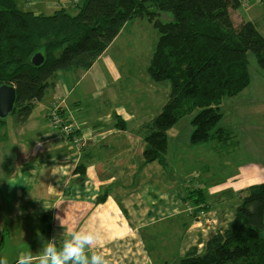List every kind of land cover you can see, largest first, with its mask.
<instances>
[{"label": "trees", "instance_id": "trees-1", "mask_svg": "<svg viewBox=\"0 0 264 264\" xmlns=\"http://www.w3.org/2000/svg\"><path fill=\"white\" fill-rule=\"evenodd\" d=\"M242 1L78 0L74 14L64 7L42 14L18 9L16 0H0V85L16 89L10 114L18 124L25 122L54 86L59 71L90 68L127 22L146 17L158 34L146 72L155 83L168 81L169 90L154 132L144 139L145 162L158 160L167 167L169 130L194 111L190 144L213 143L227 149L238 140L219 125L220 103L248 85L247 52L264 71L261 30L253 20L235 23L231 17ZM260 4L264 22V0ZM165 12L173 19L160 20ZM36 52L44 56L38 66L31 62ZM63 104L61 115L72 121ZM120 122L116 124L122 126ZM239 192L244 194L240 193L234 218L206 240L202 252L190 247L179 264H264V179L256 190L248 186ZM183 200L190 201V215L195 217L208 208L200 186L194 185Z\"/></svg>", "mask_w": 264, "mask_h": 264}, {"label": "crops", "instance_id": "crops-1", "mask_svg": "<svg viewBox=\"0 0 264 264\" xmlns=\"http://www.w3.org/2000/svg\"><path fill=\"white\" fill-rule=\"evenodd\" d=\"M110 45L90 68L82 69L81 78L70 73L73 84H68L62 73L57 74L53 86L57 98L52 102L63 99L65 115L76 124L75 135L85 138L81 146L49 129L47 113L51 101L42 105L38 117H33L35 107L39 106V101L36 102L28 119L20 124L14 141L5 140L7 131L1 135L0 256L6 257L8 264H16L20 251L37 253L46 240L54 236L60 240L63 231L80 228L98 234L93 247L104 253L109 264H153L156 259L148 255L151 245L154 244L155 254L164 245L160 223L166 224L168 237L171 236L170 221L180 226L179 240L188 234L178 253L183 255L192 246L203 251L209 235L230 221L229 217L216 216L217 210L210 212L209 218L208 208L205 216L190 215L187 206L192 208V204L183 200L187 192L179 189L175 178L165 176L167 168L158 160L145 162L144 139L154 132L156 117L136 116V124L127 128L120 113L114 114L117 117L112 122L113 113L105 109L100 112L96 105H85L101 86L118 79L109 57L108 66L103 67L107 77L93 72ZM119 120L122 126L116 124ZM189 135L190 132L188 142ZM203 144L219 151L224 149L219 154L226 157L223 166L232 157L225 147ZM194 148L191 147L192 152L197 150ZM209 161L213 162L206 163ZM253 174V169L246 170L239 165L224 181L232 185L240 179L238 189H241L247 187V176ZM206 185L209 188L202 191L209 207L206 195L213 197V188L221 184L216 181ZM57 216L64 221V229Z\"/></svg>", "mask_w": 264, "mask_h": 264}, {"label": "rangeland", "instance_id": "rangeland-1", "mask_svg": "<svg viewBox=\"0 0 264 264\" xmlns=\"http://www.w3.org/2000/svg\"><path fill=\"white\" fill-rule=\"evenodd\" d=\"M74 3V0H16L18 9L42 14H51L60 7H64L70 14H74L76 12ZM231 14L235 23H238L241 19L253 20L264 36L263 9L260 0H244L240 6L232 9ZM172 19L171 13L165 12L160 15L162 21ZM157 37V30L153 22L146 17L127 22L121 29L119 36L112 42L102 59L93 68V72L97 76L107 77L108 75L104 72L103 67L108 66L106 62L109 57L116 67L115 71L118 74V79L113 80L107 86H101V90L95 91L92 94L93 97L85 101V105L90 107L96 105L97 110L100 112L105 109V112L113 113L112 122L117 117L114 114L120 113V118L126 120L127 128L132 124H136V116L156 117L167 98L169 90L168 81L155 83L146 72V66L151 58ZM247 59L248 85L236 95L225 96L220 103L222 118L219 125L232 131L238 140L235 145H231L226 149L232 156L228 157L230 158L228 163L223 166L226 157L219 155L224 153V149L219 151L210 147L209 144L189 146L188 133L192 130L191 119L196 111L183 116L169 130L170 138L168 139V152L166 155L169 165L166 167L165 176L175 178L177 185L180 187L179 189H183L184 193L194 188V184L197 183L204 190L209 188L206 184L216 181L221 184V187L213 188L215 194L213 197L210 194L206 195L207 201L210 202L208 207L209 218L210 212L214 210H217V213L214 214L221 216L222 219L229 217V220H231L234 218L241 199L239 190L246 187L243 186L238 189V184L241 183L240 179L234 181L237 185H228L224 180L239 165H242L246 170L250 168L254 171L252 176H247V187L254 186V190H256L257 182L264 179V71L257 64L251 51L247 52ZM111 62L109 67H111ZM81 72L82 69H72L59 71L58 74L62 75L63 73L67 83L71 85L74 78L70 73H76V77L81 78ZM97 81L100 82L98 78ZM84 82L85 80H82V83ZM53 95H55L54 98H52ZM56 98L57 94L53 91V87L47 89L43 98L39 101V106L35 107L32 113L33 117L39 116L38 111L42 105L52 102ZM47 121L49 129L52 130L49 119ZM18 123L16 116L9 114L5 121L0 123V140L1 135L7 131L8 136L5 140L14 141V137H18V130L20 129ZM203 146L207 148L199 150ZM191 147H195L194 149L197 150L192 152ZM208 160L213 162L206 163ZM204 165L208 168H205ZM242 193L244 194V192ZM187 203H190V201ZM222 219L220 218L221 222ZM170 222V237L166 232V224H159L160 230H163L160 237L164 245L159 246V253L157 254L153 250L154 244L151 245L148 255L150 258L156 259L152 262L153 264H179L180 258L187 252L178 255L181 246L188 239V234H185L179 240L180 226L174 224L173 221ZM223 226L224 224L218 226L214 232ZM213 234L211 233L207 239ZM146 243L148 244L147 241Z\"/></svg>", "mask_w": 264, "mask_h": 264}, {"label": "clouds", "instance_id": "clouds-1", "mask_svg": "<svg viewBox=\"0 0 264 264\" xmlns=\"http://www.w3.org/2000/svg\"><path fill=\"white\" fill-rule=\"evenodd\" d=\"M55 174V173H54ZM64 229V221L56 217ZM62 239L53 237L42 243L37 253L20 251L16 264H109L102 251L93 247L98 234L90 229L80 228L63 231ZM0 264H8L6 257L0 256Z\"/></svg>", "mask_w": 264, "mask_h": 264}, {"label": "built area", "instance_id": "built-area-1", "mask_svg": "<svg viewBox=\"0 0 264 264\" xmlns=\"http://www.w3.org/2000/svg\"><path fill=\"white\" fill-rule=\"evenodd\" d=\"M75 2H77V0H75ZM62 101L63 99H59L51 103L48 111V119L51 128L54 132L60 135H65L69 138L75 146H81L84 143L85 138L83 136H76V124L73 123V121L65 119V117L61 115L60 102ZM187 210L191 212L192 208L188 207ZM204 213L203 210L200 211L201 216H203Z\"/></svg>", "mask_w": 264, "mask_h": 264}, {"label": "water", "instance_id": "water-1", "mask_svg": "<svg viewBox=\"0 0 264 264\" xmlns=\"http://www.w3.org/2000/svg\"><path fill=\"white\" fill-rule=\"evenodd\" d=\"M44 60L41 52H36L31 56L33 65L38 66ZM16 101V89L13 85H0V119H5L14 109Z\"/></svg>", "mask_w": 264, "mask_h": 264}, {"label": "bare ground", "instance_id": "bare-ground-1", "mask_svg": "<svg viewBox=\"0 0 264 264\" xmlns=\"http://www.w3.org/2000/svg\"><path fill=\"white\" fill-rule=\"evenodd\" d=\"M64 137H66L65 135H63Z\"/></svg>", "mask_w": 264, "mask_h": 264}]
</instances>
